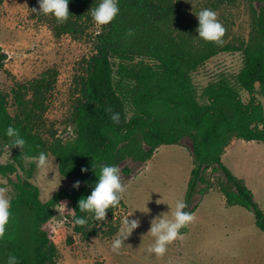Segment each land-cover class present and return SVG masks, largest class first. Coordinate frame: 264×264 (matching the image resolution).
Returning <instances> with one entry per match:
<instances>
[{
	"label": "trees",
	"instance_id": "trees-1",
	"mask_svg": "<svg viewBox=\"0 0 264 264\" xmlns=\"http://www.w3.org/2000/svg\"><path fill=\"white\" fill-rule=\"evenodd\" d=\"M100 2L69 0L66 23L58 24L49 15L54 36L83 34L93 23L89 10ZM118 3V16L100 28L93 53L80 62L78 97L70 116L72 139L64 141L54 133L48 136L50 141L44 138L57 69L48 68L26 82H16L10 93L0 88V157L4 147L17 149L11 163H0V176L17 175V170L26 174V178L16 176L15 182L8 180L14 191L12 217L0 240V264H6L10 254L17 257L18 264H58L48 229L56 207L71 212L65 217L72 224L73 234L88 241L98 231L93 214L81 213L78 201L91 194L99 166L119 167L126 160L145 163L160 146L180 145L185 138L190 140L193 162L186 203L211 188L208 170L221 172L225 184L219 185V192L226 204L252 212L255 226L264 233L263 210L243 180L221 161L233 139L264 142V108L258 99H264V0H249L253 26L247 43L221 48L210 42L197 43L189 34L175 30L173 20L180 10L172 0ZM129 29L135 31L134 36L125 35ZM219 52L241 53L242 67L232 78L222 76L198 93L192 74ZM6 59V54L0 53V69ZM242 92L248 95L246 103L241 99ZM107 108L120 113V124L111 121ZM9 126L17 128L26 140L22 150L11 147V139L6 136ZM41 151L56 158L62 177H77L83 185L61 189L41 202L38 188L29 182L35 164L30 162L27 168L23 165V158ZM84 167L87 172L81 171ZM123 171L128 173L127 169ZM198 184L204 187L197 190ZM196 207L188 212L193 213ZM77 217H86L88 224L75 225ZM107 227V235L112 236L116 228L110 223ZM186 232L187 227L181 229L182 234ZM72 242L69 236L67 244Z\"/></svg>",
	"mask_w": 264,
	"mask_h": 264
},
{
	"label": "rangeland",
	"instance_id": "rangeland-1",
	"mask_svg": "<svg viewBox=\"0 0 264 264\" xmlns=\"http://www.w3.org/2000/svg\"><path fill=\"white\" fill-rule=\"evenodd\" d=\"M180 10L173 20L175 30L189 34L197 43L199 11L208 8L218 13V20L226 28L223 37L226 45L241 46L248 41L253 26L249 0H172ZM38 0H3L0 3V53L7 59L0 69V88L10 93L16 82H26L48 68L58 71L57 83L49 98L45 115L44 138L56 134L64 141L73 138L70 116L78 97L76 80L80 74V62L94 51L95 35L100 30L91 23L83 34L77 36H54L49 15L36 14ZM242 67L239 52H219L192 74L193 84L198 91L226 76L232 78ZM243 102L248 95L241 93ZM264 108V99L258 98ZM17 149L4 147L0 163H11ZM49 165L39 169L35 164L29 182L39 190V199L46 202L61 189L73 187L77 177L64 178L58 172V162L53 155H47ZM224 166L237 178L243 180L252 192L255 202L264 212V142L233 139L221 157ZM31 160L23 158L25 168ZM122 183L126 193L118 208L111 209L104 222L94 220L98 231L88 241L73 234L72 224L65 214L71 212L56 207L48 223L49 232L57 249L58 264H264V233L254 224L252 212L240 206H228L219 185L225 184L221 172L208 170L206 177L211 188L204 195L195 194L186 211L197 204L193 213L196 221L187 227L178 239L168 246L162 258L146 252L154 242L148 234L151 221L161 213L170 212L175 201L186 202L187 183L193 168L190 140L185 138L180 145H162L145 163L126 160L120 166ZM127 169L128 173H124ZM16 176L26 178L25 172L7 178L0 176V187L9 189L10 199L14 195L8 180ZM204 186L198 184L197 190ZM162 203H157V201ZM170 206H169V205ZM148 209V211H147ZM147 211V212H142ZM132 213L129 219L140 220V226L124 241L119 254L112 252L111 244L119 234L122 219ZM60 222V223H58ZM116 228L112 236L107 235V224ZM72 236L73 242L67 244Z\"/></svg>",
	"mask_w": 264,
	"mask_h": 264
},
{
	"label": "clouds",
	"instance_id": "clouds-1",
	"mask_svg": "<svg viewBox=\"0 0 264 264\" xmlns=\"http://www.w3.org/2000/svg\"><path fill=\"white\" fill-rule=\"evenodd\" d=\"M38 5L39 10L33 8L31 9L32 12L45 16L52 15L58 24L66 23L69 19V0H38ZM89 11L97 28H102L118 16L120 8L118 0H101L98 6L91 8ZM196 16L198 18V28L196 29L199 34L198 37L205 42L222 46L226 28L218 20V13L205 8L199 11ZM125 35L127 37L134 36L135 31L129 29ZM106 111L111 114L110 118L114 124H120L121 116L119 112H114L111 108H107ZM6 136L11 139V147H19L22 150L26 146V140L20 135L17 128L9 126L6 129ZM26 158L36 163L39 169H46L49 165L48 156L43 151L36 156ZM93 170L96 172L94 164ZM81 171L87 172L88 169L84 167L81 168ZM80 184V181H76L73 188L78 189ZM126 190V186L122 183L120 168L115 165L101 164L99 166L98 181L94 185L91 194L86 198L81 197L78 201L79 210L81 213L93 214V218L97 222H104L107 211L120 206ZM8 191L9 189L6 186L0 187V240L5 237L7 226L12 217L11 199L8 196ZM157 203L162 202L158 200ZM187 207L185 201L177 199L174 207L170 206V212L161 213L152 219L148 234L154 238V242L147 247L146 252L148 254H154L156 258H162L170 244L178 239H183L181 229L196 221L195 213L185 211ZM72 212L75 213L74 210ZM130 216H132V213L124 216L119 234L111 244V250L116 254L120 253L125 245L124 241L140 226V220L138 218L130 220ZM74 224L84 227L88 224V219L86 217L74 218ZM6 264H18L17 257L10 254Z\"/></svg>",
	"mask_w": 264,
	"mask_h": 264
}]
</instances>
